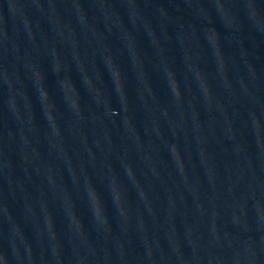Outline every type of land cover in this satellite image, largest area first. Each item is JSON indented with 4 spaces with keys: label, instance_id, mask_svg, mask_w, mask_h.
I'll use <instances>...</instances> for the list:
<instances>
[{
    "label": "water",
    "instance_id": "95a60500",
    "mask_svg": "<svg viewBox=\"0 0 264 264\" xmlns=\"http://www.w3.org/2000/svg\"><path fill=\"white\" fill-rule=\"evenodd\" d=\"M0 264H264V0H0Z\"/></svg>",
    "mask_w": 264,
    "mask_h": 264
}]
</instances>
